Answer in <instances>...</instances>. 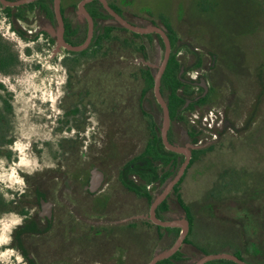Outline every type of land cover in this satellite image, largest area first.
Returning a JSON list of instances; mask_svg holds the SVG:
<instances>
[{"label": "flooded vegetation", "instance_id": "af4514ba", "mask_svg": "<svg viewBox=\"0 0 264 264\" xmlns=\"http://www.w3.org/2000/svg\"><path fill=\"white\" fill-rule=\"evenodd\" d=\"M145 1L0 0L13 31L49 45L66 73L54 159L25 174L22 190L0 192V217L18 218L4 246L18 263L149 264L159 256L154 264H195L230 253L264 264V175L239 196L214 183L203 208L182 192L201 154L238 148L235 138L264 104V62L249 74L237 48L216 43L215 25L205 29L187 7L179 23L191 24L178 30ZM218 1L228 5L196 3L213 11ZM196 30L214 42L201 43ZM8 139L0 157L11 159ZM215 217L231 222L232 236L212 249L197 220L205 228Z\"/></svg>", "mask_w": 264, "mask_h": 264}, {"label": "rangeland", "instance_id": "374dc122", "mask_svg": "<svg viewBox=\"0 0 264 264\" xmlns=\"http://www.w3.org/2000/svg\"><path fill=\"white\" fill-rule=\"evenodd\" d=\"M225 1L228 5L224 6L218 1L213 11L201 10L196 3L197 0H185L182 6H179L176 0L147 2L150 4L149 8L156 14L168 15L172 25L178 30L185 31L191 24L187 20L183 22L181 20L179 23L180 14L185 15L184 11L187 7L189 10L187 15H191L192 19H195V16L204 18L205 24L201 23L206 25L205 29L209 25H215L214 36L219 39L216 43L220 42L221 47L227 46L231 50L237 48V52L243 55V66L250 74L254 71L257 60L264 62V0ZM140 3L146 1L141 0ZM135 8L138 9L139 5ZM200 31L196 30L193 34L201 43L215 40L209 32L204 36ZM0 37L6 45L10 44L18 53V63L8 73H0V82L3 84V88H0V100L6 99L12 105V112L9 115V134L15 138L12 146L8 147L12 158L0 157V192L5 197H10L12 191H20L24 188L25 174L37 168H45L50 164L49 160L55 157L54 143L61 135L58 132L61 122L58 116L61 114L60 104L66 73L59 59L52 60L49 45L46 44L40 49L32 41L23 40L13 31L9 21L2 14H0ZM234 141H236L233 142L234 145H238V148L222 153L220 151L225 149V144L218 146L216 150L201 154L200 159L189 168L182 192L185 201L192 209L203 208L208 204V197L205 195L213 192L214 183L219 185V190L226 193L229 189L231 195L239 196L255 186L258 178H263L264 104L251 126ZM17 143L20 147H15ZM143 145V140H137L135 148H141ZM97 153L96 150L91 158H96L94 156H97ZM21 157L24 158L25 163L20 162ZM21 179L23 184L19 183ZM239 181H242L241 184ZM17 221L16 216L10 219L0 217V264H22L15 259L16 253L13 249L4 248L9 240L10 229ZM204 222L202 218L197 220V231L200 238L209 236L206 243L212 249L223 244L225 240L223 236L227 235L228 239L232 236V232L228 230L231 222H222L215 217L208 220L205 228Z\"/></svg>", "mask_w": 264, "mask_h": 264}, {"label": "trees", "instance_id": "16d2710c", "mask_svg": "<svg viewBox=\"0 0 264 264\" xmlns=\"http://www.w3.org/2000/svg\"><path fill=\"white\" fill-rule=\"evenodd\" d=\"M18 63V53L15 52L12 46L6 45L3 42V38L0 37V73H8L9 70ZM0 88H3V84L0 82ZM2 105H0V145L3 142H11L8 139L10 136V122L9 115L12 112V105L8 100L2 99ZM7 137V139H6ZM6 139V140H5ZM4 151L0 149V153Z\"/></svg>", "mask_w": 264, "mask_h": 264}, {"label": "water", "instance_id": "95a60500", "mask_svg": "<svg viewBox=\"0 0 264 264\" xmlns=\"http://www.w3.org/2000/svg\"><path fill=\"white\" fill-rule=\"evenodd\" d=\"M159 258V256H156V258L149 264H154V262ZM216 258H228V259H233L241 264H247L243 262L241 259H239L237 256L230 254V253H218V254H204L201 258H199L195 264H202L205 261L211 260V259H216Z\"/></svg>", "mask_w": 264, "mask_h": 264}, {"label": "clouds", "instance_id": "9594fccd", "mask_svg": "<svg viewBox=\"0 0 264 264\" xmlns=\"http://www.w3.org/2000/svg\"><path fill=\"white\" fill-rule=\"evenodd\" d=\"M15 147H20V145L17 143L16 145H15ZM21 163H25L26 161L24 160V158L23 157H21V161H20ZM13 176H15V171L13 170ZM19 183H21V184H23V180L21 179V180H19ZM17 259L19 260V259H22L21 257H17Z\"/></svg>", "mask_w": 264, "mask_h": 264}]
</instances>
